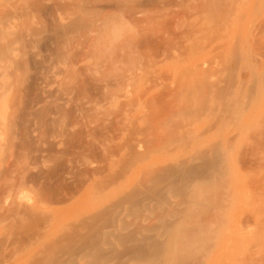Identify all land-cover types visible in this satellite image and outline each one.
<instances>
[{"label":"bare ground","instance_id":"bare-ground-1","mask_svg":"<svg viewBox=\"0 0 264 264\" xmlns=\"http://www.w3.org/2000/svg\"><path fill=\"white\" fill-rule=\"evenodd\" d=\"M52 1H53L52 4H50L49 6H46L43 4L42 0H0V148H2L3 145H5V143H6L5 141H7V143H6L7 145L16 146L15 151H14L15 148H13V149L11 148L13 150L12 151L13 156H12V158H10L6 161L5 165L2 166L3 167L2 171L0 172V228L2 226H5V229L6 228L8 229L7 230L8 232L6 230L3 231L2 229H4V228L1 229L2 231L0 230V264H101L99 261V257H100L99 255H101V254L98 255L97 253L91 254L93 256L92 260H90V261L85 260L82 262L79 259L73 260V259H70L68 257H64L63 255L61 256L59 254L61 251H65L67 249L68 250L74 249L73 248L74 244L71 245V241L74 239L77 240L78 235L79 236L82 235V238H84V236H83L84 234H79V229L81 228V226L83 227L84 221L86 223V220H89L90 217L88 218L86 216V214H88V216H91L92 214L89 215L91 210H93V209L99 210V211L100 210L101 211L106 210V208H107L106 203L107 202L109 203L110 201H112L113 198H118L117 201L119 200V197L122 199L135 201L137 198V193H139V191H141V190H138V188H136L139 186V184L140 185L142 184L140 182L142 180H144V181L150 180V181H153L154 183H159L164 177L162 175V173H164L165 175H167V174L170 175V174H175L176 173L175 171H177L181 174L182 173L187 174L190 172H194V174H195V172L196 173L198 172V169H197L198 167L200 169V168H205V167H210V168L213 167L214 168V166H216V170H218L217 173H218V175H220L221 173H223L222 168L224 169L227 166V163H226L225 167H223L225 162H229L228 158H226L223 154L222 155L225 157L224 159L225 160L227 159L226 161L223 159L224 162L220 161L219 156H217V154L215 152H213L215 154L213 156L208 155L209 153L204 151V149L202 150V148H200L198 146L202 143L201 142L199 144L198 141H197L198 147L194 146V145L191 147H195V148L197 147L200 150L196 151L195 148H193L195 150V152L192 151L193 153L189 154L186 151H188L190 148L188 149V146H187V148L184 147V149L185 148L187 149L185 151L184 149H181V148H183V146L180 145L181 146L180 149L184 150L183 152H185L184 155H186V153L189 155H187L186 157H183V158L180 157V158H175L173 160L171 159L172 163L170 161H168V159H170L169 157L172 154V152L169 151L168 147L172 146L173 148L172 147H170V148H172V149L176 148L169 141L171 140L174 143V141L177 140V139L176 140L167 139L170 136H172L173 139L177 138L175 136L177 133L176 132L177 127L175 126V128H173L175 124H173V123L171 124V122H170V125L167 124L168 126L164 127V128L165 129L167 128L166 131H169V129L172 128L173 130H171V131L175 135H172V134L168 135V133H172V132H168V133L165 132V133H167V135L165 134L164 136H168V137H165V139H167L169 141L162 139L163 142H166V141L169 142L168 146H167V143H166V145H165V143L162 144L163 142H160L161 138L159 137V135L157 133H154L153 131L149 132V135H145L146 137L143 136V134H144L143 130H144V127L146 125L145 126L143 125L144 126L143 127L142 124H143V121H145V123L147 122L148 118L145 115L147 114V112H149L148 111L149 108L146 110L147 112H144L145 108H146L145 106H144V111H143V113L145 115L143 113H141V111H140V108L142 110V106L145 103L144 102L145 98L147 99L146 96L144 97V94H141V93H144V92H141L143 89L140 91L141 88H144L143 87L144 85L143 86H141V85H142V83L145 82L144 79L146 78L144 76V74H145L144 73V66L146 64L143 63V62H145L144 58H143V60H144L143 62H142V58H141V57H143L142 55H144L143 52L145 53V51L143 50L144 49L143 47L146 45H145V42H142L141 40H137L136 37H138V39H139V36L136 35L137 33L134 34V32L137 31V29H135L137 27V25L133 27V25L135 24L133 22H135V21H131V16H132L131 13L132 12L130 9V6L133 5L132 3L134 1H132L131 4H128L127 3L128 1H126V0H124V1H122V0H52ZM202 1H204V0H202ZM202 1H200V2H202ZM206 1L207 0H205V2ZM224 1H225V3H224L225 7L228 8V6L230 4L233 5L232 3H234L233 1H235V0H232L229 5H227L229 3V1H227V0H223V1L218 0V2H220V3L224 2ZM209 2L210 1H208V4L211 5L212 2L211 3H209ZM216 2L217 1L215 0V3ZM220 3H218V4H220ZM47 5H48V3H47ZM128 5H130V6H128ZM209 5H208V8L209 7L212 8V6H209ZM212 5H213V3H212ZM220 5H222V4H220ZM71 6H74L76 8L75 11L70 12V13H63V10L65 11L67 8L70 9ZM135 6L137 7L138 4H136ZM214 6L216 7L217 5H214ZM222 6H217V8L214 7V9L212 8L213 9L212 11L217 9V10H215L217 12L219 9H221L220 7H222ZM132 8H134V6H132ZM222 10H223V8H222ZM44 12H47L46 14H48V12L50 13V15H49L50 17L48 16L50 19L47 20L48 22L42 21V19H41V18H43V16H46V15H44ZM218 13H220V11H218ZM214 14H215V12H214ZM35 17H37V21L35 20L36 19ZM19 18H22L23 20H25V23H23L21 29L19 28V30H17V33H15L16 27H17L16 23H17V20ZM134 19H136V17ZM132 27L135 29V30H133V33H132V34H134V36H136L135 37L136 39H134L135 42H134V40L133 41L130 40V38L133 36V35H131ZM137 28H139V27H137ZM25 31L30 33L29 38H26L27 33H25L26 35L24 36ZM41 31L47 32V35L45 33L46 39L43 37V39L46 40L45 43H44L43 39L38 37L40 35ZM9 34H12L13 36L8 37ZM142 38H144L143 39L144 41L147 39L145 36ZM47 40H48V42H47ZM40 41L42 43H44V45L42 44L43 46L41 48H40L41 44L39 45ZM141 42H142V44L144 43V46L142 47L143 49L140 48V50L139 49L137 50L139 45L141 47V45H142ZM16 43H19L18 44L19 46L15 48L13 46ZM37 45H39V48H37ZM135 47H137V48H135ZM134 49L137 50L138 52L135 51ZM141 49L143 50V52H141ZM14 50H17L16 54L13 53ZM232 57H234V56H232ZM224 69H226V67ZM143 80H144V82H143ZM210 83H212V82H210ZM217 83L219 84L218 81H217ZM217 83L215 81L214 84L212 83L213 85H215V87H213V86L211 87L212 84L210 85V87L217 89V86H216ZM230 83H231V81H230ZM231 84L234 85L233 82ZM202 85H204V84H202ZM220 86H222V85H220ZM231 86L229 87L227 85L228 88H231V89L234 88L233 86L232 87ZM205 87H208V86H205ZM223 87L224 86H222V89H223ZM227 87H225L226 90H228ZM130 88H132L135 91V96L133 98H131L129 96ZM201 89H202V86H201ZM234 89H236V88H234ZM234 89H232V91ZM214 90L212 91V89H211V91H209V92L218 93V91H216V90L214 91ZM60 91H64L65 93L61 92V94L62 95L66 94L67 96L64 97L65 95L64 96H61V94L59 95ZM220 91L223 92L221 90V87H220ZM229 91H230V89H229ZM229 91H227V92H229ZM232 91L230 92L229 96L226 95L228 100H229V98L231 100L233 99V93L234 92L236 93L237 89L233 92ZM205 93H208V92H205ZM216 93H214L213 95L215 96ZM203 94L204 93H202V95ZM209 94H210V96H209L210 98H214L212 93H209ZM218 94L216 95V97L218 96ZM237 94L238 93H236V95ZM174 95L175 94H173V96ZM221 95H223V94H221ZM206 96L204 95L205 98H206ZM219 96H220V94H219ZM219 96H218V98H219ZM9 97H12V101L14 103V104L13 103L12 104L15 106V109H14L15 114H12V116H10L13 119V120H11V118H10L11 121H9L8 116H7V118H8L7 120L5 117L7 106H9L8 105ZM178 97H176V98H178ZM221 97H223V96H221ZM234 97H237V96L234 95ZM239 97H241V96H239ZM171 98L175 99V97H172V96H171ZM207 98H208V96H207ZM238 98H236V99H238ZM174 99L171 102H173ZM221 100H222V98H221ZM226 100L227 99H225L224 101L226 102ZM231 100H229V101L231 102ZM147 101H148V99H147ZM149 101H151V100H149ZM149 101H148V103H149ZM229 101H227V102H229ZM233 102H232L234 104L233 107L236 108L234 99H233ZM237 102L241 103V100L240 101L236 100V104H237ZM198 103H200V102H198ZM204 103H203V105H205ZM240 103L237 104V107H238V105L242 106ZM12 104H10V105H12ZM169 104H171V106H172L174 103L173 104L168 103V105ZM211 104L217 105V103L214 101H213V103L211 102ZM211 104L210 105L207 104L208 106H210L207 109L210 110V108H215L217 110H220L221 106L217 105L220 108L217 106L214 107L213 105L211 107ZM149 106H151V105H149ZM202 106H201V108H202ZM153 107H151L150 109L152 110ZM187 107H188V105H187ZM194 107H195V105H194ZM197 108L199 109V107H197ZM223 108H225V107H223ZM215 109H214V113H215ZM225 109H227L226 113H225V110H224V112L222 111L223 109L220 111H221V113L223 112L224 115L227 114L226 116H228L229 115L228 113L229 112L231 113V111L228 110V107ZM229 109L232 110L231 107ZM154 110H156V109L154 108ZM160 110H162V109H160ZM168 110H170V109L168 108ZM182 110H184L185 113H187L185 109H182ZM242 110L244 111V106H243V108L241 107L240 111L242 112ZM210 111L212 112V110H210ZM210 111L208 112L209 116H207V114H205V116L209 117L210 123H214L216 120L214 122L213 121L211 122V118H213V117H212ZM107 112H109V113H107ZM163 112L165 113V111H163ZM180 112H183V111H180ZM100 113H102L103 116H101V115L99 116ZM112 113H113V115H111ZM149 113H152V112H149ZM191 113H192V110L188 111L189 117L192 116V115L191 116L189 115ZM214 113H213V115H214ZM223 113L220 115V113L218 112V114H219V116H221V118L223 117ZM232 113L235 114V112H232ZM238 113H240V112H238ZM155 115H157V113H155ZM200 115L202 117L204 116L202 114H200ZM195 116L200 118L199 114L194 115V117ZM226 116H224L225 118H223L222 120L227 119L228 121L225 120V122H228V123L230 121L228 117H230V119L234 118V117H232V116H234L233 114H232V116L229 115L227 118H226ZM63 117H68L71 119V122L69 124L72 125V128L74 127L71 131H72V133H75L77 135L78 140H79V143H78L79 146L77 148L76 155H75L76 156L75 161L77 163V165H75V168H76L75 171L73 170L74 172H71V173L68 171L69 172L68 174H70L69 177L63 176L60 172L56 171L55 169H54L55 171H53V172H43V171H41V169H40V171L38 170L36 172L32 171L30 169L31 167H29V160L32 158L31 157L32 153H35L36 154L35 156H37V158L40 159V161H43V159L44 160L50 159V158L52 159L54 157L57 160L56 156H58V155H56L57 149H55L56 147H54L55 143H49L48 145L42 146L43 140L39 141V139H41L44 135H46V132L48 130L54 129V125L58 127L59 119L63 118ZM158 117H159V115H158ZM170 117H172V116H170ZM197 117L195 119L198 120V122H199V119ZM216 117H217V114H215L214 118H216ZM145 118H147V119H145ZM155 118H156V120L158 119L157 117H155ZM155 118H153V119H155ZM159 119H160V117H159ZM206 119L208 120V118H205V120H204L205 123L207 121ZM151 120H149V121H151ZM200 120L202 121V122L200 121L202 123L201 125H203V122H204L203 119L201 118ZM161 121H163V120H161ZM233 121H234V119H233ZM158 122H160V121H158ZM208 122H209V120H208ZM219 123H220V121H219ZM221 123L223 124V122H221ZM148 125L149 124L147 123V126ZM158 125H160V124H158ZM171 125L173 127H171ZM224 125L227 126V123L226 124L224 123L223 126ZM6 126H7V128H6ZM149 126H150V128L151 127L154 128V125H149ZM160 126L162 127L163 124ZM177 126L180 127V125H178V124H177ZM208 126H207V128H208ZM215 126H217V125H215ZM8 127H9L10 131H12V133L7 131V134H9V137H10L9 139L6 138V136H8V135H6V129H8ZM189 127H191V126H189ZM16 128H17L18 132H17ZM164 128H162V129H164ZM196 128L198 130V133H200L201 128L200 129H199V127H196ZM196 128L195 129L192 128L193 130L192 129H190V130H192V132H193L194 130H196ZM204 128H206V125ZM204 128H202V131ZM67 130H68V128H67ZM186 130H187V132H190L189 129H186ZM196 131H194L192 134L194 135V137L195 136L199 137L198 134H196L197 133ZM213 131H215V130H212L210 132L209 136L213 135V133H212ZM113 132L118 133L117 135H118L119 141H120V142L119 141L117 142L118 144H115L116 146L114 145L115 148H113V146L110 142L112 140L111 135L113 134ZM178 132H179V130H178ZM180 132H181V130H180ZM215 132H217V131H215ZM69 133H67V134L70 135ZM110 133H112V134L110 135ZM190 133H189V135L191 136V140H192L193 135ZM207 133H209V132H207ZM10 134H11V136H10ZM49 134L51 135L50 132L48 133V135ZM67 134L65 136H67ZM117 135H115V137H117ZM183 135L184 134H182V133H181V135L179 134L178 139H179V137L182 136V139L184 140ZM206 135H208V134H205V137H206ZM70 136H72V135H70ZM201 136L199 137L200 139H201ZM203 136H204V134H203ZM172 137H170V138H172ZM196 137H195V139H196ZM15 139H16V141H15ZM47 139H49V138H47ZM69 139H70V137H69ZM73 139H74V137H73ZM180 139L177 141H180ZM208 139H206L204 141H207ZM71 140H72V138H71ZM38 141L41 143V146H39L40 144L39 145L37 144L38 146L36 145V143ZM187 142H189V141L187 140ZM191 142L193 144H194V142L196 143V141H191ZM44 143L46 144V142H44ZM74 143L76 144V142H74ZM159 143L162 144L163 147L167 146V148H162L163 149L162 152L159 151L161 149L160 148L161 145H159ZM181 143L182 142H180V144ZM204 143H206V142H204ZM184 144H186L185 141H184ZM189 147H190V145H189ZM218 147H221V145H219ZM222 148H223V146H222ZM64 149H62V150H64ZM165 149H168L169 154H170L169 157H168V151L165 152L164 151ZM177 149L179 150V146ZM177 149H175V151ZM193 149H190V151ZM2 150L4 152V149H2ZM62 150L61 151L58 150V152H62ZM157 151L160 152L157 154H159V156H160L159 159H161V157H162L161 160L163 162L157 158L155 159V157H153V156L152 157L154 158V160L151 158V160H149V162L145 161L147 158L146 157L147 155H150L151 152H157ZM221 151L223 152L224 150H221ZM65 152H67V151H65ZM164 152L167 153L166 154V157H168L167 160L165 159L166 157H163V156H165L163 154ZM224 153H225V151H224ZM219 155H221V153ZM222 155H221V157H222ZM34 159L36 161V157H34ZM149 159H150V157H149ZM164 159L167 162H164ZM69 160H71V159H69ZM194 160H197V161L195 162ZM221 160H222V158H221ZM40 161H38V162H40ZM53 161H54V159L51 160L50 162H53ZM67 162H69V161H67ZM169 162L171 163V165H177V166L180 165L182 167V169L181 170H171L170 168H168L170 166V164H169V166L168 167L166 166L167 168H165L162 171L161 170L162 165H166ZM173 162H174V164H173ZM221 163H223V164H221ZM54 164H56V162L53 163V165ZM71 164H73V162ZM120 164L122 165V171L116 172L115 166L116 165L119 166ZM39 165H41V163ZM53 165L50 167H53ZM221 165H223V166H221ZM229 166H227L226 168L228 169ZM172 167H175V166H172ZM39 168H41V167L38 166V169ZM194 168H196V169L194 170ZM67 169H69V168H67ZM71 169H73V168H71ZM217 173H215V175L213 176L214 179L216 178ZM202 174H204V173H202ZM193 176H195V175H193ZM171 177L173 178V176H171ZM200 177H202V176H200ZM144 183H146V182H144ZM144 186H146V185L144 184ZM153 186H154V184H153ZM142 188H144V187H142ZM177 188H178V186H177ZM159 192H160V189L158 187H156V188H153V190H151L150 193H152L151 194V196H152L153 194L158 195ZM150 193H148V195ZM165 195H166V193H165ZM177 195L178 194H176V196ZM84 196H86V198H87L86 201H83V199H82ZM161 196H164V195H161ZM156 197H157L156 199L158 201L159 198H158V196H156ZM181 200H183V199H181ZM226 200L228 201V200H230V198L226 199ZM141 201H139V202H141ZM150 201H152V199H150ZM188 201H189V199H188ZM204 202H205V200H204ZM197 204H199V203H197ZM221 204H219L220 208H222L223 206H226L223 208L228 207L227 205H224V203H223V205H221ZM128 206H129V204H128ZM219 206L218 205H217V207L215 206V208H217V210L219 209L218 213L220 211V208H218ZM135 207H137V206H135ZM147 207H148V205H147ZM223 208H222V210H223ZM184 209L187 210L186 207ZM184 209H181V210H184ZM68 210H69V212H70V210H73V211H71V213H69ZM108 210H110V209H108ZM168 212H169V209H168ZM175 213H176V211H175ZM218 213L216 211L213 214L217 215ZM63 214H64V216H63ZM120 214H121V212H120ZM173 214H174V212H173ZM213 214H212V216H213ZM97 215H98V213H97ZM110 217L111 216H109V218ZM154 217H155V215H154ZM160 217H161V215H160ZM93 218L91 219L92 221H93ZM179 218H181V217H179ZM179 218H177V219H179ZM36 219L37 220L40 219V222H41V220H42V222L38 223V226L35 227L34 229H33V227H32V229H30L31 227L29 226V224L32 225L31 224V223H33L32 221H34V220L36 221ZM154 219H156V218H154ZM189 219H191V218H189ZM91 220H90V222H91ZM203 220H205V223ZM203 220L200 223L201 228L206 223L209 222L208 223V225H209L212 222V221L206 222V219H203ZM30 221H31V223H29ZM96 221L98 222V220H96ZM161 221H164V220H161ZM103 222H105V221H103ZM193 222L194 221H192V225L194 224ZM110 223H111V221H110ZM24 224L28 225V226L25 225V227H28L29 230L27 231L26 229H23V231L25 230V232L17 234L16 232H19V231H17L16 229L19 228V226H21V227H22V225L24 226ZM87 224L90 225V223H87ZM128 224H130V223H128ZM89 225H87V226H89ZM103 225H104V223H103ZM138 225L139 224H137V226ZM162 225H163V223H162ZM175 225H176V223H175ZM183 225H184V223H183ZM206 225L203 228L208 227V225L207 226ZM34 226H35V224H34ZM91 226L92 225H90L89 228H91ZM94 226H96V223ZM110 226H111V224H110ZM123 226H125V225H123ZM126 226H125V228H126ZM147 226H148V224H147ZM150 226H151V224H150ZM176 226L178 227L179 225H176ZM193 226L195 227V225H193ZM98 227L99 226L95 227V229L96 228L98 229ZM140 228H142V227H139V229ZM166 228L167 227H165V230H166ZM182 228H183V226H182ZM134 229L136 230L137 228L134 227ZM147 229H149V228H147ZM147 229H145V230H147ZM154 229H155V227H154ZM156 229H157V227H156ZM189 229H190V226H189ZM15 230H16V232H15ZM83 230H80V231H83ZM100 230L101 229H99V233L101 232ZM194 230H195V228H194ZM92 231L93 230H91L90 232H92ZM95 231L98 232V230H95ZM196 231H194V232H196ZM3 232L4 233L6 232L4 234L5 236H7L6 240H7V242H9L12 245V247L10 246L12 250L9 252L7 251L8 253L6 252V249L8 248L6 246H8V245L3 242V237L1 235ZM136 232H135V234H137ZM175 233H177V232H175ZM222 233H223L222 230L220 228H218V232H217V235L215 236V238L218 240H221ZM135 234H134V236H135ZM87 235H88V233H87ZM131 235H132V233H131ZM169 235H171V234H169ZM176 235H178V233ZM181 235H182V233H181ZM187 235H190V237H191V233L190 234L187 233ZM187 235L186 234L184 235L185 238L188 237ZM5 236H4V238H5ZM100 236H98L97 238H99ZM121 236H122V234H121ZM154 236H156V235H154ZM145 237H147V236H145ZM115 238L116 237L114 236V239ZM125 238H127V237H125ZM132 238H134V237L132 236ZM150 238H152V237H150ZM150 238H144V239H146V241H147V239H150ZM155 238L156 237H154V239ZM175 238H177V237H175ZM122 239H123V236H122ZM134 239L132 240L133 243L135 242ZM189 239H187V240H189ZM78 240H79V238H78ZM84 240H85V238H84ZM123 240H125V239H123ZM155 240H157V239H155ZM165 240H167V238ZM195 240H196V238H195ZM91 241H94V240H91ZM140 241H142V240H140ZM95 242H96V244H99L100 241L99 242L95 241ZM95 242H91V243H95ZM150 242H152V239ZM154 242H153V244H154ZM158 242H160V241H158ZM173 242H175V241H173ZM173 242H172V244H173ZM196 242H197V240H196ZM79 243H81V242L79 241ZM79 243H77V244H79ZM84 243H81V246H82V244H84L85 246H88L86 242H84ZM123 243H121L120 245L122 246ZM109 244L110 243H108V245ZM176 244H177V242H176ZM188 244H190V242ZM75 245H76V243H75ZM137 245L139 246V244H137ZM144 245H145V243H144ZM168 245H166L165 248ZM28 246H29V248H31V250H30V252L26 251L28 253H27V258L25 259V261H23L24 259L22 260L23 262H20V263H19V261L18 262L15 261V255H13V254H15V251H17V249L18 250H21V249L22 250L23 249L28 250L27 248H25ZM111 246H113L112 243H111ZM123 246H124V244H123ZM154 246H155V244H154ZM134 247H135V245H134ZM141 247H143V245ZM182 247H184V246H182ZM86 248H84V250ZM96 248H97V246H96ZM88 249L91 250L90 247ZM145 249H146V247H145ZM160 249H164V247H161ZM25 250H23L22 252H25ZM76 250H77V247L75 248V251ZM110 250L114 251V249H110ZM166 250H167V248H166ZM217 250H218V243L216 245H213V248H212L209 256H213V253H215ZM116 251H117V249L115 250V252ZM122 251L120 250V252H122ZM142 251L143 250L140 247L133 249L132 253H131L133 257L129 256L128 259L130 260L131 258L132 259L134 258L133 253H135V255L139 256L140 258H141V256L144 257V254L147 251L146 252H144L145 250L143 252ZM164 251H165V249H164ZM168 251H169V249L167 250V253H168ZM124 252H125L124 254L128 255V253H126V251H124ZM73 254L75 255V252ZM109 254H111V253H109ZM124 254H121V255L123 256ZM193 254L194 253H192V255ZM159 255L160 254H158L157 252L154 251L151 255L148 254L145 256H147V258H149V261L151 262V264H156L157 259L158 260L162 259V261H161L162 263L164 262L163 259L167 260V261H165L166 264H185L186 260H187L186 257L184 256V254H182V252H179L177 255H175L174 258L171 257V259H170V256H169V258H167V257L165 258L166 255L164 256L161 254L164 257L163 258V257H160L161 255L160 256ZM193 256H195V254ZM12 257H14L13 260L15 262L11 259ZM139 257H136V258H139ZM188 257L190 258V254L187 256V258ZM18 259H20V258H18ZM83 259H84V257H83ZM114 259H118V258H114ZM120 261L117 260V263ZM165 262H164V264H165ZM193 262H195V259L193 260ZM198 262L196 261V263H198ZM115 264H116V262H115ZM192 264H195V263H192ZM200 264H205V263L201 262Z\"/></svg>","mask_w":264,"mask_h":264},{"label":"rangeland","instance_id":"rangeland-1","mask_svg":"<svg viewBox=\"0 0 264 264\" xmlns=\"http://www.w3.org/2000/svg\"><path fill=\"white\" fill-rule=\"evenodd\" d=\"M42 1H43V4L46 6H49L50 4L53 3L52 0H42ZM122 1H124V0H122ZM126 1H128L127 2L128 4H131V2L134 1L132 3L133 4L132 6H134V8H132V6H130V5H128V6H130V9L132 12L131 13V15H132L131 21H135V22H133V23H135L133 25V27L136 25H137V27H139V28L136 27L135 29H137V31L134 32V34L137 33L136 35L139 36V39H138V37L134 36V34H132L133 30H135L132 27L131 35H133V36L130 38V40L133 41L134 39L137 38V40H141L142 42H145V45H146V46H144V43L142 44V42H141V44H142L141 47H140V45L138 48L135 47V48H137V50L138 49L140 50V48H142L144 46L143 47L144 49L143 48L142 49L145 51V53L143 52L142 49H141V52H143V54L145 56L141 54L143 56L141 58H142V62L145 60V62H143V63L146 64V65L144 64L145 65L144 66V73H145L144 76L146 78L144 79L145 82L143 80L144 83H142V85H141V86L144 85L143 86L144 88H141L140 91L143 89L141 92H144V93H141V94H144V97L146 96L148 101L151 100V101H149V103H150L149 104L147 99L145 98L144 102L146 104L145 103H144L145 105L143 104L142 110L140 108L141 113H143V111H144V106L146 107L144 112H147L146 110L148 108H149L148 111L152 112V113L147 112L146 115L143 113L148 118V119L145 118V119H147V122L145 123V121H143V124H142V126L146 125L145 127L143 126L144 127L143 136L149 135V132L153 131L154 133H157L159 135V137L161 138L160 142H163L162 139L164 140L165 137H168V136H164V135L165 134L167 135L168 132H172L171 130H173L171 128V129H169V131H166L167 128L166 129L164 128V127H167L168 125H170V122H171V124L172 123L175 124L174 127L172 125H171V127H173V128H175V126L177 127L176 128L177 133L175 135L172 132V133H168V135L172 134V135H175L177 138L173 139V137L170 136L172 138L169 137L167 139H172V140H176V139L179 140L180 138L181 139H180V141H177V140L174 141V143L171 140L169 141V140L165 139V140L171 142V144L174 145V147H176L175 149H177L179 146V150L177 149L176 151H175V149H172L173 148L172 146H170L172 148L168 147L169 151L172 152L170 157H169L170 154H169L168 149L164 150L165 152L168 151V157L170 158V159H168V161H170L172 163V160L175 158L186 157L190 153L195 152V150L196 151L200 150L197 148L199 146L200 148H202V150L204 149V151L209 153L208 155H210V156L215 155L213 153V152H215L217 154V156H219V159L221 162H224L225 157L228 158L229 162H225L224 166L223 165H221V166L225 167L226 163H227V166H229V165L230 166L228 169L226 168L227 166L224 169L222 168V172L224 174L221 173L220 175H218V173H217L218 170H216V166H214V168L213 167H211V168L205 167V168H200V169L198 167L197 168L198 172L197 173L195 172V174H194V172H190L187 174H184V173L181 174V173L175 171L176 172L175 174L165 175L164 173L161 172L164 177L159 183H154L153 181H150V180H146V181L142 180L140 183L143 184L144 182H146V183H144L146 186H144V184L143 185L139 184V186L136 187V188H138V190H141V191H139V193H137V198L135 201L122 199L120 197H119V200L117 201L118 198H113L112 201H110L109 203L108 202L106 203V207H107L106 210L107 211L106 210H103V211L100 210L99 211V210L93 209L89 213V215L92 214L91 215L92 217L88 216V214H86V216L88 218L89 217L90 218H89V220H86V223L84 221L83 227L81 226V228L79 229V234H84L83 236H84L85 240H84V238H82V235L81 236L78 235L79 240L77 238V240L74 239L71 241V245L74 244L73 245L74 249H72V250L67 249L65 251H61L59 254L61 256L63 255L64 257H68V258L73 259V260L79 259L81 262L85 261V260H88V261L92 260L93 256L91 254L97 253L98 255L101 254V255H99L100 257L97 255L99 257V261L101 264H115V262H116V264H118V263L123 264L124 262L126 264H151V262L149 261V258H147V256H145V255H148V254L151 255L154 251L160 255L161 254L164 256L166 255L165 258L166 257L169 258V256H170V259H171V257L174 258L175 255H177L179 252H182V254H184V256L187 259L185 264H187V263L188 264L189 263L190 264H192V263L200 264L201 262H204L205 264H264V0H235V1H233L234 3H232L233 5L230 4V2L232 0H227V1H229V3L227 5L230 4L228 6V8L225 7V4H224L225 1L220 3V2H218V0H216V1L222 5L224 4L223 6L225 8L222 5L218 4L217 2H216L217 3L216 4L215 0H207L206 2H205V0L204 1H202V0H161V1L160 0H158V1L157 0H139V1L138 0H130V1L126 0ZM200 1H202V2H200ZM208 1H210L209 3L212 2L213 5H212V3H211V5H209ZM221 1H223V0H221ZM47 3H48V5H47ZM136 4H138L137 7L135 6ZM207 4L209 6H212L213 9L215 7L214 5L222 6V7H220L221 9L218 8L219 9L218 11H220V13H218V11L217 12L215 11L217 9L212 11L213 9L210 7L208 8ZM217 6L215 8H217ZM222 8H223V10H222ZM75 9L76 8L74 6H71L70 9L67 8L65 11L63 10V13H70V12L75 11ZM214 12H215V14H214ZM46 13L47 12H44V15H46V16H43V18H41L42 21H47L50 19L49 18L50 13L49 12H48V14H46ZM135 17H136V19H134ZM35 18L34 19L37 21V17H35ZM23 23H25V20H23L22 18H19L17 20V23H16L17 27H16L15 33H17V30H19V28L21 29ZM43 32L41 31L40 35L39 36L37 35L41 39H43V37L45 38L47 35V32H44V33ZM25 33H27V35ZM45 33H46V35H45ZM29 34L30 33L27 31L24 32V36L26 35V38L30 37ZM12 36H13L12 34L8 35V37H12ZM144 36L147 38L145 41L143 40L144 38H142ZM45 39H43L44 43L46 42ZM41 41L39 42V45L41 44L40 48L44 45V43H42L43 41L42 42ZM47 42H48V40H47ZM134 42H135V40H134ZM18 44L19 43L14 44L13 47H15V48L18 47L19 46ZM39 45H37V48H39ZM137 50H135V51H137ZM13 53L16 54L17 50H14ZM232 56H234V57H232ZM143 58H144V60H143ZM225 67H226V69H224ZM215 81H216V83H217V81L219 82V84L217 83L218 85L216 84L217 89L211 88L212 86L215 87V85H213L215 83ZM230 81H231V83L233 82V84L235 86L232 85L230 83ZM200 82L204 85H202ZM210 82H212L213 84ZM210 85H211V87H210ZM220 85L224 86L223 89H222V86H220ZM227 85L229 87L232 85L234 88L237 89L236 93H238V94L236 95L235 92L233 93V99L235 100V107L236 108L233 107L234 106L233 99L231 100L229 98V100H231V102H230L228 100V98L226 97V95L229 96L230 92L234 88H232V89L228 88ZM201 86H202V89L204 91L201 89ZM205 86H208V87H205ZM220 87H221V90L223 92L220 91ZM225 87H227L228 90H226ZM211 89H212V91L214 89L216 91H218L220 96L216 92H214V93H216L214 96L213 92H209V91H211ZM229 89H230V91H229ZM236 89H234L233 91H235ZM227 91H229V92H227ZM61 92H64V91H60L59 95L61 94ZM205 92H208V93H205ZM202 93H204V94L202 95ZM209 93H212L214 98H210ZM173 94H175V95L173 96ZM217 94H218L219 98H218V96L216 97ZM221 94H223V95H221ZM204 95L205 96L207 95L208 98H207V96L205 98ZM234 95L237 97H234ZM61 96L66 97L67 95L61 94ZM129 96L131 98H133L135 96V91L132 88H130ZM171 96L175 97V99L171 98ZM221 96H223V97H221ZM239 96H241V97H239ZM176 97H178V98H176ZM221 98H222V100H221ZM236 98H238V99H236ZM173 99L175 102L174 101L171 102ZM225 99H227L226 102L224 101ZM236 100L237 101L241 100V103L237 102V104L240 103L242 106L238 105V107H237ZM213 101L216 102L217 105L221 106V108L223 110L219 106H217L215 104H211V102L213 103ZM227 101H229V102H227ZM198 102H200V103H198ZM9 103L10 104L13 103L12 97H9V99H8V105L9 106H7L6 114H5L6 120L9 118V121H11L13 119L10 116H12V114H15L14 113L15 106L13 105L14 103L12 104L13 106L10 105ZM168 103H172V104L174 103V104L171 106V104L168 105ZM203 103L205 105H203ZM207 104L208 105L211 104V107H212V105L214 107L217 106L223 112L225 110V113L227 111V109H225V108L228 107V110L231 111V113L229 111H228L229 113L228 112L227 113L230 116H232V114L234 115V116H232V117H234L233 118L234 121H233V119H230V117H228L229 115L228 116H226L227 114L224 115L223 112H222L223 117L221 118V116H219V114H218V112L220 113V115L222 114L220 110H217L215 108H210V110H212L213 113H214V109H215V113L213 115V113L209 109H207L208 107H210ZM149 105H151V106H149ZM187 105H188V107H187ZM194 105H195V107H194ZM201 106H202V108H201ZM243 106H244V111L242 110V112H241L240 109H241V107L243 108ZM151 107H153L152 110L150 109ZM170 107L171 108L173 107L172 108L173 110ZM197 107H199V109ZM223 107H225V108H223ZM230 107L232 108V110L229 109ZM154 108L156 110H154ZM168 108L170 110H168ZM181 108L185 109L187 113H185V111L182 110ZM160 109H162V110H160ZM190 110H192V113H193V114L192 113L189 114L190 116L192 115L191 117L188 116V111H190ZM163 111H165V113ZM180 111H183V112H180ZM209 111H210L213 118L215 117V114H217L216 118H214V119L211 118V122L212 121L214 122L216 120L214 123H210V119H209V117H207V116H209V114H208ZM232 112H235V114ZM238 112H240L241 114ZM107 113H109V112H107ZM155 113H157V115H155ZM196 114L197 115L199 114L200 118H198L197 116L194 117V115H196ZM200 114L204 115L203 116L204 118ZM205 114H207V116H205ZM100 115L103 116L102 113H100L99 116ZM111 115H113V113ZM158 115H159L160 119L162 118L161 120H163V121H161L159 119ZM7 116H8V118H7ZM170 116H172V117H170ZM224 116H226V118L228 117L231 122L230 121H229V123L225 122V120L228 121L227 119L222 120L223 118H225ZM155 117H157L158 119L156 120ZM196 117L199 119V122H198V120L195 119ZM10 118H11V120H10ZM153 118H155V119H153ZM201 118L203 119V121L205 120V118H208L209 122L206 119L207 121H206V123H205V121L203 122V125H204L203 126V125H201L202 124L201 123L202 121L200 120ZM69 119L70 118H68V117L60 118L59 123H58V127L54 125V129L48 130L46 132V135H44L41 139H39V141L43 140L42 146L48 145L49 143H55L54 147H56L55 149H57L56 155L59 156V157L56 156L57 160L54 157L52 159L51 158L45 159V160L43 159V161H40V159H38L37 156H35L36 154L32 153L31 154L32 158L29 160V167H31L30 169L32 171L36 172L38 170L40 171V169H41V171H43V172H53L56 170V171L60 172L65 177L70 176V174H68L69 172L71 173V172L75 171V169H76L75 165H77V163L75 161V159H76L75 155H76L77 148L79 146V144H78L79 140H78L77 135L75 133H72V131H71L74 127L72 128V125L69 124L71 122V119L70 120ZM149 120H151V121H149ZM158 121H160V122H158ZM219 121H220V123L223 122V124L227 123V126H225V125L223 126V124L222 123L220 124ZM147 123L149 125H154V128H152V127L150 128L149 125L147 126ZM158 124H160V125L163 124V126L161 127ZM177 124L180 125V127L177 126ZM205 125H206V128H204ZM215 125H217V126H215ZM189 126H191V127H189ZM207 126H208V128H207ZM196 127H199V129L201 128V130H200L201 134L198 133V130ZM6 128H7V126H6ZM67 128H68V130H67ZM162 128H164V129H162ZM192 128L193 129L196 128L197 131L196 130H194V131L197 132V133L196 132L195 133L198 134L199 137L202 135L201 139L199 137H196V136H195L196 137V139H195L194 135L192 134L194 132V131L192 132V130H193ZM202 128H204L203 131H202ZM186 129H189V131L191 133L187 132ZM190 129H192V130H190ZM16 130H17V128H16ZM178 130H179V132H178ZM180 130H181V132H180ZM212 130H215L217 132L213 131L212 132L213 135L212 136L210 135L211 136L210 137L209 134ZM7 131L10 133H12V131H10L9 127H8V129H6V135H8V136H6V138L9 139L10 137H9V134H7ZM17 132H18V130H17ZM49 132L51 133V135L49 134L50 136L48 135ZM165 132H167V133H165ZM207 132H209V133H207ZM67 133H69L72 136L68 135ZM181 133L184 134L183 135L184 140L182 139V136L179 137V139H178V135L179 134L181 135ZM189 133L193 135L192 140H191V136L189 135ZM66 134H67V136H65ZM111 134L112 133H110V135ZM117 134L118 133L113 132V134L111 135L112 140L110 142H111L113 148H115V146H116L115 144H118L117 142L119 141V137ZM203 134H204V136H203ZM205 134H208V135H206L207 138L205 137ZM115 135H117V137H115ZM10 136H11V134H10ZM69 137H70V139H69ZM73 137H74V139H73ZM47 138H49V139H47ZM71 138H72V140H71ZM205 138L206 139L209 138V139L207 141H204V140H206ZM187 140L189 142H187ZM15 141H16V139H15ZM39 141L36 143V145L40 144L39 146H41V143ZM167 141L163 142L162 144L165 143V145H166V143H167V146H168L169 142H167ZM184 141L187 145L184 144ZM191 141H196V143L194 142V144H193ZM197 141L199 142V144L201 142L202 143L200 145H198ZM5 142L7 143V141H5ZM44 142H46V144ZM74 142H76V144ZM180 142H182V143L180 144ZM204 142H206V143H204ZM6 143H5V145H3L2 148H0V164H1L0 165V169H1L0 172L2 171V169H3L2 166L5 165L6 161L8 159L12 158V156H13V154H12L13 150L12 149L15 148L14 151L16 150V146L7 145ZM162 144L159 143V145H161V147H160L161 149L159 150L160 152L163 151L162 148H167V146L163 147ZM180 145L183 146V148H181V149H184V147L187 148V146H188V149L189 148L193 149L195 147H191V146H193V145L194 146L198 145V146L196 147L197 149L195 148V150L193 149L191 151H190V149L188 151H186L187 149L185 148L184 150L189 154L186 153V155H184L185 152H183L184 150L180 149V147H181ZM189 145H190V147H189ZM219 145H221V147H218ZM222 146H223V148H222ZM2 149H4V152ZM62 149H64V150H62ZM58 150L59 151L62 150V152H58ZM221 150H224L225 153H224V151L222 152ZM65 151H67V152H65ZM160 152H158V151L157 152H151L150 155L146 156L147 158L145 161L149 162V160H151V158L154 160L153 157H155V159L156 158L159 159L160 156L157 153H160ZM165 152L163 153L165 155L163 157H166L167 153H165ZM219 152L221 153V155L223 154L225 157L223 155L221 157V155H219L220 154ZM34 157H36V161H35ZM149 157H150V159H149ZM168 157H166L165 159L167 160ZM220 157L222 158V160ZM53 159H54V161L50 162ZM69 159H71V160H69ZM161 159H162V157H161ZM161 159H159V160H161ZM165 159H164V162H167V161H165ZM37 160L40 162H38ZM67 161H69V162H67ZM194 161L196 162L197 160H194ZM55 162H56V164L53 165V163H55ZM70 162L71 163L73 162V164H71ZM170 162L167 163L166 165H162L161 170L163 171L165 168H167L169 166V164H170V166L168 168H170L171 170H181L182 169V167L180 165H178V166L177 165H171ZM40 163H41V165H39ZM173 164H174V162H173ZM221 164H223V163H221ZM52 165L54 168L50 167ZM38 166L41 168L38 169ZM172 166H175V167H172ZM67 168H69L71 171ZM71 168H73V169H71ZM195 169L196 168H194V170ZM115 171L116 172L122 171V165L121 164L119 166L116 165ZM202 173H204V174H202ZM215 173H217L216 174L217 176L214 179L213 176L215 175ZM193 175H195V176H193ZM199 175L202 177H200ZM171 176H173V178ZM153 184H154V186H153ZM177 186H178V188H177ZM142 187H144V188H142ZM152 187L153 188L158 187L160 189V192H159L160 195L159 194L158 195L153 194L151 196L152 193H150V192H151V190H153ZM164 192L166 193V195ZM148 193H150V194L148 195ZM176 194H178V195L176 196ZM161 195H164V196H161ZM156 196H158V198H159L158 201L156 199L157 198ZM229 198H230V200L227 201L226 199H229ZM82 199H83V201L87 200L86 196H84ZM150 199H152V201H150ZM181 199H183V200H181ZM188 199H189V201H188ZM204 200L206 203L204 202ZM139 201H141L142 203ZM222 202L224 203V205L228 206L227 208H223V207H226V206H223L222 207L223 210L219 206V204H221ZM197 203H199V204H197ZM223 203L221 205H223ZM128 204H129V206H128ZM147 205H148V207H147ZM217 205L219 206L218 208H220L219 213H218L219 209L217 210V208H215V206L217 207ZM135 206H137V207H135ZM185 207L187 210L184 209ZM108 209H110V210H108ZM168 209H169V212H168ZM181 209H184V210H181ZM174 210L176 211V213ZM71 211H73V210H70V212L68 210L69 213H71ZM214 211L215 212L217 211L218 214L217 215L213 214V213H215ZM120 212H121V214H120ZM173 212H174V214H173ZM97 213H98V215H97ZM212 214H213V216H212ZM154 215H155V217H154ZM160 215H161V217H160ZM63 216H64V214H63ZM109 216H111V217L109 218ZM179 217H181V218H179ZM92 218H93V221L91 220ZM154 218H156V219H154ZM177 218H179V219H177ZM189 218H191V219H189ZM203 219H206V222L207 221H212V222L209 225H208L209 222L206 223L208 225V227L203 228L206 225L205 224L201 228L200 223ZM90 220L92 223L90 222ZM96 220H98V222ZM161 220H164V221H161ZM34 221H32L33 223H31V221L29 222L32 224V225L29 224V226L31 227L30 229H32V227L34 229L35 227L38 226V223L42 222V220L40 222V219L39 220L36 219V221L35 222ZM103 221H105V222H103ZM110 221H111V223H110ZM192 221H194L193 225H195V227L192 225ZM203 221L205 223V220H203ZM161 222L163 223V225ZM87 223H90V225H92L91 228H89L90 225ZM95 223H96V226H94ZM103 223H104V225H103ZM128 223H130V224H128ZM175 223H176V225H179V226L177 227L175 225ZM183 223H184V225H183ZM34 224H35V226H34ZM110 224L112 227L110 226ZM137 224H139V225L137 226ZM147 224H148V226H147ZM150 224H151V226H150ZM25 225L28 226L27 224H24V226L22 225L23 228L21 226H19V228L16 229L19 232H16V230H15V232L17 234H20L22 232H25V230L23 231V229H26L28 231L29 228L25 227ZM87 225H89V226H87ZM123 225H125V226L127 225L126 228ZM97 226H99V227L101 226L102 228L98 227V229L97 228L95 229V227H97ZM182 226H183V228H182ZM189 226H190V229H189ZM134 227H136L137 229L135 230ZM139 227H142V228L139 229ZM154 227H155V229H154ZM156 227H157V229H156ZM165 227H167L166 230H165ZM2 228H4V229H2ZM144 228L145 229L149 228V229L145 230ZM194 228H195V230H194ZM218 228H220L223 232L221 240H218L215 238V236L217 235V232H218ZM1 229L3 231L8 230L7 228L5 229V226H2L0 228V230ZM99 229H101L100 233H99ZM80 230H83V231H80ZM89 230L90 231L93 230L94 232L93 231L90 232ZM95 230H98V232H96ZM194 231H196V232H194ZM135 232L137 234H135ZM175 232H177L178 235H176L177 233H175ZM5 233L3 232L1 235L3 237V242L8 245V246H6V247H8L6 249V252L7 251L9 252L12 250L11 249L12 245L9 242H7V240H6L7 236L4 235ZM87 233L89 236L87 235ZM131 233H132V235H131ZM181 233H182V235H181ZM184 233L186 235H187V233H189V234L191 233V237H190V235H187L188 237L185 238ZM99 234L100 235L102 234V235L100 236ZM121 234L123 236V239H125V240L122 239ZM134 234H135V236H134ZM169 234H171V235H169ZM3 235L5 236V238ZM154 235H156V236H154ZM98 236H100L101 238L100 237H99L100 239L97 238ZM114 236L116 237L115 239H114ZM132 236L136 240L134 238H132ZM145 236H147V237H145ZM125 237H127L128 239ZM150 237H152V238H150ZM154 237H156L155 239H157L161 243L158 242L157 240H155ZM175 237H177V238H175ZM144 238H150V239H147V241H146V239H144ZM166 238H167V240H165ZM195 238H196L197 242H196ZM133 239L135 241L134 243L132 242ZM151 239H152V242H150ZM187 239H189V240H187ZM91 240H94V241H91ZM140 240H142V241H140ZM79 241L81 243L86 242L88 246H85L84 245L85 243L82 244V246H81V243H79ZM95 241H98V242L100 241V242H99V244H96ZM173 241H175V242H173ZM74 242L76 243V245ZM91 242H95V243H91ZM153 242H154L155 246H154ZM172 242H173V244H172ZM176 242H177V244H176ZM189 242H190V244H188ZM77 243H79V244H77ZM108 243H110V244L108 245ZM111 243L113 246H111ZM121 243H123L124 246H123V244L121 246L120 245ZM144 243H145V245H144ZM217 243H218V250L215 253H213V256H209V254L211 253V250L213 248V245H216ZM137 244H139V246ZM134 245H135V247H134ZM142 245H143V247H141ZM166 245H168L166 247L167 250L169 249L168 253H167V250L165 248ZM181 245L184 247H182ZM96 246H97V248H96ZM144 246L146 247V249ZM76 247H77V250L75 251ZM83 247L84 248L87 247V248L84 250ZM89 247L91 248V250L88 249ZM139 247L143 251L145 250L144 252L147 251L146 252L147 254L145 253L144 257L141 256V258H140L139 256H136L135 253H133L134 258L132 259L131 258V257H133L131 254L132 250L135 248H139ZM161 247H164L165 251H164V249H160ZM25 248L28 249V250L23 249V250H25V252H22L23 250L21 248H20L21 250L17 249V251H15V254H13V255H15V261H17V262L19 261V263L25 261V259L27 258V253L30 252V250H31V248H29V246L25 247ZM110 249H114V251L110 250ZM116 249H117V251L115 252ZM120 250L121 251L123 250V251L120 252ZM26 251H28V252H26ZM124 251H126V253H128V255L124 254L125 253ZM128 251L129 252L131 251V252L129 253ZM74 252H75V255L73 254ZM184 252L185 253L187 252V253L185 254ZM109 253H111V254H109ZM192 253H194L195 256H193L194 254L192 255ZM121 254H124V255L122 256ZM189 254H190V258L189 257L187 258V256ZM162 255L160 257H163ZM129 256H131L130 260L128 259ZM83 257H84V259H83ZM136 257H139L141 260L139 258H136ZM13 258L14 257H12L11 259L13 260ZM18 258H20V259H18ZM114 258H118V259H114ZM194 259H195V262H193ZM117 260L118 261L121 260V261L117 263ZM163 260H164V262L167 261L165 259H163ZM161 261H162V259H159V260L157 259L156 264H164V262L162 263ZM196 261L197 262L199 261V262L196 263ZM165 264H166V262H165Z\"/></svg>","mask_w":264,"mask_h":264}]
</instances>
